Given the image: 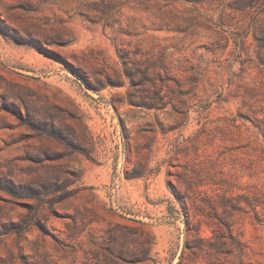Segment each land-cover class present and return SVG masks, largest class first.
Returning <instances> with one entry per match:
<instances>
[{"label": "rangeland", "instance_id": "1", "mask_svg": "<svg viewBox=\"0 0 264 264\" xmlns=\"http://www.w3.org/2000/svg\"><path fill=\"white\" fill-rule=\"evenodd\" d=\"M214 234L264 264V0H0V264H239Z\"/></svg>", "mask_w": 264, "mask_h": 264}, {"label": "trees", "instance_id": "2", "mask_svg": "<svg viewBox=\"0 0 264 264\" xmlns=\"http://www.w3.org/2000/svg\"><path fill=\"white\" fill-rule=\"evenodd\" d=\"M187 243H185V246ZM232 247L237 251V262L242 264L245 257V247L243 243L232 234H227L226 237L214 234L213 238L198 240L195 251H207L214 254H225L228 247ZM205 248V250H204ZM183 259L180 257L177 264H182Z\"/></svg>", "mask_w": 264, "mask_h": 264}]
</instances>
